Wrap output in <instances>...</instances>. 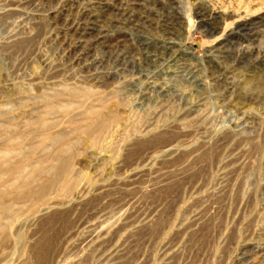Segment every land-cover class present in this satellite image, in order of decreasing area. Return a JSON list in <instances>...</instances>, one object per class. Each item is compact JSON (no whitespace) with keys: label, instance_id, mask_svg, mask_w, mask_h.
<instances>
[{"label":"rangeland","instance_id":"obj_1","mask_svg":"<svg viewBox=\"0 0 264 264\" xmlns=\"http://www.w3.org/2000/svg\"><path fill=\"white\" fill-rule=\"evenodd\" d=\"M0 176V264H264V0H0Z\"/></svg>","mask_w":264,"mask_h":264},{"label":"bare ground","instance_id":"obj_2","mask_svg":"<svg viewBox=\"0 0 264 264\" xmlns=\"http://www.w3.org/2000/svg\"><path fill=\"white\" fill-rule=\"evenodd\" d=\"M236 1V0H235ZM231 2H232V0H231ZM247 3H248V1H247ZM226 4V3H225ZM230 5V4H229ZM221 7H222V5H221ZM247 7V6H246ZM245 7V8H246ZM224 8V7H223ZM248 9V8H247ZM219 10V9H218ZM171 16V15H170ZM85 17V16H84ZM173 18V17H172ZM172 20H174V19H172ZM87 27V26H86ZM91 28V27H90ZM154 42V41H153ZM172 42V40H168V39H162V40H158V41H155L154 42V44H155V48H154V51H158V52H160V54H161V56H164L165 54H166V52H168V50L170 49V47L167 45V44H172L171 43ZM154 47V46H153ZM175 48V47H174ZM153 49V48H152ZM145 50V49H144ZM171 53H173V52H171ZM167 55H169V54H167ZM182 55V54H181ZM145 57V56H144ZM154 57V56H153ZM152 57V58H153ZM163 58V57H162ZM2 152V151H1ZM6 156V155H5ZM47 170V169H46ZM65 171V170H64ZM1 177V176H0ZM7 190V189H6ZM39 192H41V190L39 191ZM0 194H2V192L0 193ZM5 194V193H4ZM6 196L8 197L9 196V194H7L6 193ZM6 198V197H5Z\"/></svg>","mask_w":264,"mask_h":264}]
</instances>
